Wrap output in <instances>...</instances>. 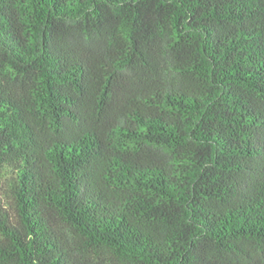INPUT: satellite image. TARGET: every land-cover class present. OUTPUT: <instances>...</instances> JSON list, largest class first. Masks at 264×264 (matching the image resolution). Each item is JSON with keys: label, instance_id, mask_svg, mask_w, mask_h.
<instances>
[{"label": "trees", "instance_id": "1", "mask_svg": "<svg viewBox=\"0 0 264 264\" xmlns=\"http://www.w3.org/2000/svg\"><path fill=\"white\" fill-rule=\"evenodd\" d=\"M0 264H264V0H0Z\"/></svg>", "mask_w": 264, "mask_h": 264}]
</instances>
